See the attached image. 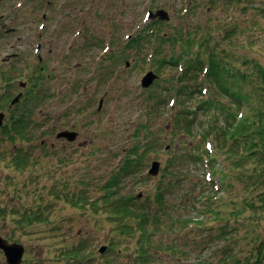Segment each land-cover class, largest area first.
<instances>
[{"label": "rangeland", "instance_id": "374dc122", "mask_svg": "<svg viewBox=\"0 0 264 264\" xmlns=\"http://www.w3.org/2000/svg\"><path fill=\"white\" fill-rule=\"evenodd\" d=\"M15 1L0 4V13L10 10L0 22L3 126L10 119L8 107L22 100L12 104L23 92L19 83L28 88L42 75L39 86H45L37 104L45 101L32 111L40 124L32 141H8L0 128V237L22 244V264H139L133 237L117 247L120 253L101 252L110 246L119 224L113 222V206L103 188L133 145L147 156L139 172L120 183L118 195L132 196L139 206L154 211L171 208L168 227L161 225L151 237L155 249L150 263L252 264L256 248L264 243V209L258 197L260 180L253 182V163L227 154L228 145L220 149L218 133L210 148L213 159L204 156L193 163L187 154L205 150L200 127L205 123L206 130L215 123L200 113L194 134L175 130L174 116L181 107L178 101L166 106L171 86L164 80L174 81L177 69L156 74L150 88H143V77L156 67L145 61V53L130 52L125 43L149 21H159L158 16L147 20L151 10L168 16L158 26L162 35L181 28L196 40L206 35L199 40L201 52L220 53L241 88L240 108L229 96L219 102L248 116L264 93L257 67L264 68V0H72L58 35L45 38L50 43L39 52L47 58L42 70L33 43L43 12L29 4L18 9ZM55 26L54 20L48 28ZM205 82V97L213 98L218 90L207 78ZM225 120L220 115L218 125L224 127ZM65 131L77 133L75 140L59 137ZM18 151L34 161L14 166ZM154 162L160 169L153 176L148 171ZM30 208H41L44 221L22 223L23 210ZM0 264H8L1 249Z\"/></svg>", "mask_w": 264, "mask_h": 264}, {"label": "trees", "instance_id": "16d2710c", "mask_svg": "<svg viewBox=\"0 0 264 264\" xmlns=\"http://www.w3.org/2000/svg\"><path fill=\"white\" fill-rule=\"evenodd\" d=\"M163 24L161 21L155 20L140 28L136 34L130 35L127 39L125 43L126 49L130 52L145 53V61L152 63L156 67L155 72L158 76L164 70L177 69L179 75L174 78L175 84L173 78L164 80L171 86L168 89L169 100H164L166 101V106L171 104V102H173L174 106L178 101L181 107V110L174 116V129L183 134H194V127L198 122L200 113L206 115L210 122L215 123L207 124L206 130H203L205 123L200 127L202 132L199 136L205 150L200 155L189 152L190 154H187V157L193 163L202 161L204 156L213 159L210 150L205 145L214 147L217 138L216 133H218L220 135V149L228 145L227 154L239 155V160H244L247 157L253 163L255 174V181L253 182L257 185L256 182L260 180L261 191L258 197L259 203L263 205L262 209H264V93L260 97L261 100L260 98L258 99L259 107L257 106L254 111L251 109L250 115L239 116V112L237 114L232 112L229 107L219 102V100L229 96L233 98L237 107L240 106L239 102L242 98L241 88H237L238 84L233 79L236 76L232 75L227 68L224 58L220 57V53L210 52L208 54L201 52L203 43H200L199 40L203 37L202 35H200L199 40H196L192 36V32L183 28L176 29L172 35H162L160 32L161 27L158 28V26ZM206 37L205 35L203 39H207ZM127 58L125 56L124 60H127ZM257 67L261 83L264 86V68L260 65ZM206 78L210 82L209 85L213 83L218 90L213 98L212 96L205 97L208 93V90L205 89L207 86ZM39 85H42V81L36 80L35 83L23 91L24 95L19 104L14 108L8 107L10 119L1 128L3 136L8 141H16L17 139L32 141L34 137L33 130L40 125L33 120L32 111L35 105H37V108L40 102L45 101V99H40L37 104L39 95L45 93L43 91L45 86ZM10 86L12 85L10 84ZM42 96L44 98L45 94ZM5 99L6 96L0 97V108L3 107L1 101H5ZM189 104L192 105L191 108ZM22 106H25V108L20 110ZM220 115H223L224 119H226L224 127L218 125V117ZM138 148L139 146L133 145L124 154L118 170L103 188L107 191L111 200L110 204L113 206L111 212L113 222L119 223L114 229L116 236L111 240L107 250L120 253L122 249H117V247L122 245L123 240L127 237H133L139 264H151L152 250L155 249L151 237L158 232V228L161 225L166 224L164 226L168 227L167 217L170 216L171 208H162L163 206H161V208H157V211H154L149 205L139 206L137 199L132 196L122 197L118 195L121 189L120 183L126 177L128 178L129 175L139 172L144 166L145 155L147 156V154L144 151L139 152L140 149ZM31 158L29 153L18 151V154L13 157L12 163L14 166L21 168L22 166H27L30 161H34ZM213 168L215 169L214 166H212ZM162 195L163 193L160 191L157 194V199L160 200ZM40 209L30 208L23 210L24 212L20 216L21 222L27 224L30 222H43L46 216ZM209 212L213 215L216 214L211 210ZM159 213L161 214L159 215ZM168 220L171 221L173 219L170 217ZM156 249H159V247H156ZM256 253L258 256L255 257V261L252 264H262L264 256L263 242L256 248ZM75 254L79 255L78 250Z\"/></svg>", "mask_w": 264, "mask_h": 264}, {"label": "flooded vegetation", "instance_id": "af4514ba", "mask_svg": "<svg viewBox=\"0 0 264 264\" xmlns=\"http://www.w3.org/2000/svg\"><path fill=\"white\" fill-rule=\"evenodd\" d=\"M72 0H16L14 5L18 6V9H21L24 7V5H32L35 8V10H39L41 9V11L43 12L42 17H40L39 20H41V30L39 29L38 34L36 36V41L33 43V46L37 43V58H38V63H39V70L45 69V64L44 61L46 58V56H41L39 54V52H41L42 50L45 49V47L49 46V44L47 45V43L50 42H45V38L47 36H51L54 37L56 35H58V27L65 21L68 20L69 15H68V10L66 11V8H71V4H72ZM0 4H11V0H0ZM6 11V10H5ZM10 14V10L9 12H3L0 13V22L1 21H5V19L7 17H9ZM56 22V26L55 29H50L48 28L49 25L52 22ZM73 35H71L68 39H67V47H68V55H71V51L73 48V41L71 40ZM54 38H52L51 40H53ZM14 55V54H12ZM14 58V57H13ZM13 58H11L8 62H11L13 60ZM37 75L38 72H35ZM38 77H42L41 76H36V79H38ZM10 243V242H9ZM6 258V257H5ZM23 263V261H22Z\"/></svg>", "mask_w": 264, "mask_h": 264}, {"label": "water", "instance_id": "95a60500", "mask_svg": "<svg viewBox=\"0 0 264 264\" xmlns=\"http://www.w3.org/2000/svg\"><path fill=\"white\" fill-rule=\"evenodd\" d=\"M154 14V15H153ZM158 16L161 21L168 20V16L166 13H163L161 11L156 13H152V17ZM158 76L154 71H150L143 79L142 85L145 88H149L155 79H157ZM21 86L25 87V84L21 83ZM22 94H19L13 101L12 104L15 105L19 102ZM103 101H101L102 105ZM5 119V113H0V128L3 126V122ZM77 136V133L71 132V131H65L59 134V137H66L68 140L72 141L75 140ZM160 169V163L154 162L152 164V167L150 169L149 174L150 175H157L159 173ZM0 249L4 252L6 260L8 264H22L23 256H24V247L22 244L19 243H9L7 240L0 237ZM106 250V247H103L101 249V252H104Z\"/></svg>", "mask_w": 264, "mask_h": 264}]
</instances>
